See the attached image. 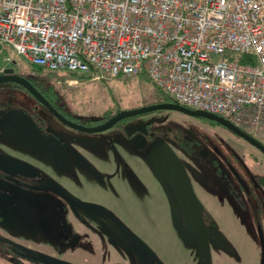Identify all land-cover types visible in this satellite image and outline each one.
Masks as SVG:
<instances>
[{"label":"flooded vegetation","instance_id":"1","mask_svg":"<svg viewBox=\"0 0 264 264\" xmlns=\"http://www.w3.org/2000/svg\"><path fill=\"white\" fill-rule=\"evenodd\" d=\"M8 67L15 70L13 74H8V77L27 80L41 97L34 95L17 81L0 83V94L5 98L3 102H0V121L5 123L7 128L20 133L22 137L31 136L39 141H46L53 134L48 127L51 120H57L66 125L54 114L52 108L67 120L86 127L101 125L123 111L120 104H117L109 108L107 113L104 111L105 113L97 119L81 120L66 108L62 95H71L70 97L74 98L73 91L84 87V84L91 80L87 75L77 77L76 74H67L65 77H59L57 74L49 73L44 78L38 72L27 74L21 71L15 63ZM114 79L124 78L120 76ZM41 99H44L50 107ZM91 100L93 101V98ZM83 102L84 99L81 100V104H84ZM156 103L164 102L156 99L152 104ZM142 107L145 106L128 107L124 111ZM149 113L121 120L110 129L118 127L124 133L126 126ZM6 115L15 117V121L21 125V128L29 127L32 132L18 130L4 120ZM143 124L146 133L141 132V135L144 139V151L148 154L150 148L162 139L156 136L150 121H144ZM215 124L231 133L232 138L229 136L222 140L227 148V154L232 155L231 160L223 158L222 151L215 146L214 142L207 143L212 153L201 146L196 148L187 146L188 153H186L188 156L192 155L189 156L190 158L195 157L197 160L212 156L222 159L228 171L232 194L235 199L236 197L240 199L238 192L242 193L243 205L241 202L238 203L248 207L252 213L249 214V224L254 225L256 230L260 245V264H262L264 153L250 140L237 135L216 121ZM139 133L134 131L126 137L131 141L133 136ZM61 141L72 142L73 146L68 145L70 150L66 155L67 172L61 176L62 178L56 175L54 183L49 179L47 168L41 164L42 159L32 157L23 142L20 146L10 148L0 143V256H16L17 258L10 259L15 264H171L166 248H162L165 255L159 250L157 252L143 237L144 232L138 230L136 223L129 221L115 208V205L123 203L122 198L128 194L130 198L132 195L131 203H136L137 197L134 190L141 191L144 196L151 193V186L148 183L139 189H132L136 174L126 149V146L130 144L129 141L122 142L121 145L119 142L117 147L113 146L111 141H98L95 146L91 143L86 145L72 136L65 140L61 138ZM122 145L125 147H121ZM107 146L113 151L119 150L112 152L111 163L103 162L99 156L103 148L109 149ZM259 155L261 161H258ZM51 158L54 164L60 163L58 156L53 154ZM49 161L46 159V162ZM122 167L128 172L124 182H122V173L118 171ZM107 175L110 176V183L103 185L106 193L101 190L100 185L91 187L90 183H84L86 179L88 182L91 179L93 182L104 184ZM165 186L168 189L172 207L182 217L184 231L181 234L185 240H191L186 232V223L174 193L166 183ZM107 201L108 205H106ZM200 201L204 208L203 217L207 226L212 260V237L208 228L210 221L205 213V204L202 200ZM144 208L142 212L148 215L152 209L151 205L146 204ZM131 217L135 219L132 215ZM247 228L250 227L247 226ZM194 242L196 244L194 251L183 250L184 245L178 242L180 255L181 252L188 253L196 264L197 262L211 264L200 243ZM244 244L245 241H243V247ZM180 255H176L178 262Z\"/></svg>","mask_w":264,"mask_h":264},{"label":"built area","instance_id":"2","mask_svg":"<svg viewBox=\"0 0 264 264\" xmlns=\"http://www.w3.org/2000/svg\"><path fill=\"white\" fill-rule=\"evenodd\" d=\"M49 72L147 77L264 145V0H0V53Z\"/></svg>","mask_w":264,"mask_h":264},{"label":"rangeland","instance_id":"3","mask_svg":"<svg viewBox=\"0 0 264 264\" xmlns=\"http://www.w3.org/2000/svg\"><path fill=\"white\" fill-rule=\"evenodd\" d=\"M6 57H9L10 62H14L21 71L27 74L38 72L36 71L37 66L31 64L25 56L17 54L13 49L0 53V68L2 69L10 63L5 62ZM41 70V77L45 78L50 73L46 69L42 68ZM53 74L65 77L67 74L70 75V72L59 71ZM76 75L77 77H81L83 73L79 72ZM123 78L121 80L112 78L98 80L91 78L87 84H84V87L73 91L74 98H71V95H62L63 103L70 110L71 114L80 117L81 120L87 121L97 119L101 114L105 113L104 111L107 113L109 108L117 104H120V107L124 111L128 107L146 106L156 101L155 96L157 91L150 80L144 77ZM59 90L61 91V88ZM91 98H93V101ZM83 99L84 104H81V100ZM4 100L5 98L0 94V102ZM144 121L152 123L151 127L156 132V136L167 142L182 160L198 198L205 204V213L210 221L208 228L212 237L211 264H260V245L258 244L256 230L254 229V225L250 226L249 224V214L252 213L248 207L242 206L244 200L242 193L238 192L240 199H237V197L235 199L232 194V186L227 175L228 171L224 167L222 159L220 157L213 158L212 155L210 158L203 157L202 160H197V158L193 157L194 160L198 161L196 162L189 157L192 155H187V146H193V148L201 146L212 153L207 143L214 142L215 146H218L222 151L223 158L231 160L230 157L232 155L227 154V148L222 142V140L229 136L232 138L231 133L216 125L215 121L193 117L175 110H158L138 118L136 122L130 123L126 126L124 134L118 127L98 133H86L72 129L57 120H51L48 123V127L53 134L51 133L52 135L46 141H39L31 136L22 137L20 133L7 128L8 126L0 121V143H4L7 148H10L12 146H20L23 142L27 147V152L32 157L42 159L41 164L47 168L49 179L54 183L56 175L62 178L61 176L67 172L66 155L70 150L68 145L73 146L72 142L66 141L65 143V141H61V138L65 140L72 136L86 145L91 143L94 146L98 141H111L113 142L112 145L117 147L119 142L121 145L122 142L128 141L127 135L129 136L130 133L138 131L140 132L138 134L139 137L134 135L133 138L136 136L134 139L140 143L141 132L146 133ZM144 153L147 155L146 151ZM53 154L59 157L58 161L60 163L54 164L51 161ZM258 158L260 159L258 161H261L260 155ZM46 159L50 161L46 162ZM148 163L150 164V162ZM250 164L254 167L251 161ZM86 172L88 173L87 170ZM238 202H241L242 205ZM158 208V215L165 218L167 215L164 214L165 212L163 213V208ZM176 213L179 219L176 218V214L173 211L171 215L172 224L180 220L182 221L180 214ZM171 223L169 225H167V222L164 223L163 229L165 233H154V236H152L150 232L146 231L143 237L157 252H164V255L165 251L162 249L163 239L168 235H173L175 238L166 239L167 245L171 241H178L184 245L183 250L194 251L195 242L183 239L181 226L173 227ZM247 226L250 228H247ZM138 230L141 231L139 227ZM243 241H245L244 247L242 246ZM177 250L178 244L176 242L167 253L171 264H196L188 253L182 254V252L178 262L176 254L180 250ZM12 258L17 257H9V255L0 256L1 264H15L11 262L10 259ZM197 264L201 263L197 262ZM203 264L207 263L204 262Z\"/></svg>","mask_w":264,"mask_h":264},{"label":"water","instance_id":"4","mask_svg":"<svg viewBox=\"0 0 264 264\" xmlns=\"http://www.w3.org/2000/svg\"><path fill=\"white\" fill-rule=\"evenodd\" d=\"M14 71L15 70L13 68L4 69L2 72L4 75H0V83H4L8 81H17L20 84L24 85L34 95L40 97L36 89L27 80L25 79L22 80V78H14V77L7 76L8 74H13ZM41 100L48 107H50L49 104L45 102L44 99H41ZM157 110H175V111H179V112L185 113L193 117H200V118H205V119H209L212 121H216L228 127L229 129L234 131V133H236L237 135L247 140H250L264 153V145L256 142L248 134L241 131L239 128L234 126L232 123H230L225 118L212 114V113L205 112V111L193 110V109L178 105L174 102L156 103V104H152V105L145 106L142 108L122 111L116 114L113 118L109 119L107 122L101 125L95 126V127H86V126H82L77 123H74L72 121H69L63 116H61L60 114H58V112H56L52 108V111L54 112V114L63 123H65L66 125L74 129H78L86 133L103 132V131H106L112 128L116 123H118L121 120H124L129 117H134L137 115L157 111ZM4 120H6L8 123H10L12 126L17 128L18 130H22L24 132H32L31 129H29V127L21 128V125L15 121V117L13 116L11 117L9 115H6ZM147 157H148L150 164L152 165V167L158 174V176L173 191L174 196L181 209L182 215L184 217V220L186 223V232L189 238L193 241H197L200 243L205 256L207 257L209 262H211V248H210L209 236H208L207 226H206V223L203 217L204 208L194 190L192 180L188 174V171L184 163L179 158V156L174 152V150L170 147V145L166 143L164 140H159L158 142H156L150 148L147 154ZM2 159H7V158H2ZM261 237H262V247H263L262 264H264V237L262 234H261Z\"/></svg>","mask_w":264,"mask_h":264},{"label":"crops","instance_id":"5","mask_svg":"<svg viewBox=\"0 0 264 264\" xmlns=\"http://www.w3.org/2000/svg\"><path fill=\"white\" fill-rule=\"evenodd\" d=\"M5 62L9 63L10 58L6 57ZM11 64H14V62L9 63V65ZM8 66L7 67L5 66V68L3 69L0 68V72L2 73L4 69L9 68ZM52 73H58V72H52ZM70 74H75V73H70ZM137 137L139 136L137 135ZM134 138L131 141L128 140L130 144L126 146L127 153L131 157L132 166L134 167V172L136 174V179L133 181L132 189H139L143 187L146 183H148L151 186V193L144 196L141 194V191L134 190L135 196L137 197L135 199L136 203H131L132 195L130 198V194H128L122 198L123 203L118 206L115 205V208L123 216H125L129 221L135 222L137 227H139L142 232L146 233L147 231V232H150L152 236H154V233L156 234L165 233L163 229L164 223L167 222V225L171 223V215L173 211L176 214V218L179 219V217L177 216V213L174 207H172V201L168 194V189L165 186V182L162 181V179L158 176L156 171L152 168V165L148 163L149 162L148 157L146 153H144L145 152L144 151V139L141 137V141L139 143V141H137ZM121 147L124 148L125 146L122 145ZM108 148L109 149L103 148L99 156L101 157V160L103 162L111 163L112 157H113L112 152L114 153L115 151H113L110 147ZM141 150H143L144 152L143 151L141 152ZM118 171L122 173V182H124L126 178L125 176L128 172L126 171L124 167H122ZM109 179H110V176L107 175V179L103 182L104 184H100L101 182H93L91 179L89 182L86 180L84 183H90L91 187L94 185H100L101 190H103L106 193V188L104 186L110 183ZM129 198H130V203H128ZM108 203L109 202L107 201L106 205H108ZM146 204H149V206L151 205L152 207L148 215L142 212V208L145 210L144 207ZM158 207L163 208V213L165 212L164 214L167 215L165 218H163L164 216L161 217L160 215H158L159 213ZM131 215L135 219H132ZM164 219H165V222H164ZM171 225L173 227H176L179 225V227L181 226L180 228L181 232L184 231V227H183V224L181 223V220L178 222H174L173 224L171 223ZM169 238H173V237L171 235H168L166 238L163 239L164 240L163 247L166 248L167 253L171 246H174L176 242L178 244V241H171L170 244L167 245L166 239H169ZM182 238L184 239L183 236ZM176 255L179 256L180 252L177 253Z\"/></svg>","mask_w":264,"mask_h":264},{"label":"trees","instance_id":"6","mask_svg":"<svg viewBox=\"0 0 264 264\" xmlns=\"http://www.w3.org/2000/svg\"><path fill=\"white\" fill-rule=\"evenodd\" d=\"M42 67H36V71H38V73H42ZM50 73H52V72H50ZM144 78H147V77H145V76H143ZM148 80H150L149 78H147ZM151 83H152V81H151ZM153 84V83H152ZM153 86H154V84H153ZM155 87V86H154ZM155 90L157 91V94H156V99H158L159 101H162V102H173V99L170 97V96H168V95H166V94H164V93H161L158 89H156L155 88Z\"/></svg>","mask_w":264,"mask_h":264}]
</instances>
